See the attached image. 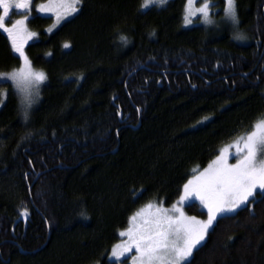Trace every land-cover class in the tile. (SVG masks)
I'll use <instances>...</instances> for the list:
<instances>
[{
	"label": "trees",
	"instance_id": "1",
	"mask_svg": "<svg viewBox=\"0 0 264 264\" xmlns=\"http://www.w3.org/2000/svg\"><path fill=\"white\" fill-rule=\"evenodd\" d=\"M217 1L215 22L192 26L188 0H83L59 25L22 18L44 79L26 94L0 76V264H130L108 255L138 209L176 204L264 120V0H234L232 20ZM17 42L0 34V74L18 68ZM184 264H264V190Z\"/></svg>",
	"mask_w": 264,
	"mask_h": 264
},
{
	"label": "snow or ice",
	"instance_id": "2",
	"mask_svg": "<svg viewBox=\"0 0 264 264\" xmlns=\"http://www.w3.org/2000/svg\"><path fill=\"white\" fill-rule=\"evenodd\" d=\"M151 2L163 3L165 0H151ZM193 3L194 0H188L189 15L199 12L203 13L205 18H207L209 5L202 0V7L193 9ZM227 4L228 14L234 19V0H227ZM0 6H2L3 12L0 15V29L12 34V29L4 27V21L9 17V9H28L29 2L28 0H19V2H15V0H0ZM38 10L42 12L48 11L43 6H40ZM188 22L190 23L191 21L189 20ZM24 23L25 21L23 20H17L13 23V28ZM13 43L15 44V39H13ZM64 46L69 47L67 44ZM15 51L23 56L19 46L15 47ZM24 60L25 69L10 75V78L16 81L17 86L21 87V91H25V85L44 79L42 73L31 71L27 57H24ZM2 75L4 74H0V76ZM22 103L30 107L31 101L25 98ZM241 143L243 147L239 146ZM232 146L236 147L234 155L237 157V163L231 166L226 164L225 153L228 152V148H224L221 156L217 158L218 161L225 162L224 166L215 175L210 176L205 185L190 189L193 184V181L190 180L184 186L185 195L177 202H182L190 195L199 196L208 208L207 221H197L196 223L200 225L197 230L184 222L185 218L180 208L173 207V211L179 213L175 219L167 216L168 210L157 209L158 212L164 213L163 218L156 216L151 220H145L139 238L134 240L135 247L140 252L141 264H165L166 256L169 254L173 256V261L168 262V264H181L182 261H185L191 255L193 248L204 239V233L212 225L213 220L216 218V213L234 211L239 204L248 201V198L253 195V189L256 187L264 190V159H261L259 163L256 162L257 151L264 155V120L257 122L253 131L246 136H241L235 142V145H230L229 147ZM241 153L243 155H240ZM196 179H199V177ZM204 191L211 192L212 197L206 199L205 196L201 195V192ZM213 200L216 201L215 204ZM147 207L152 208L153 205L149 204ZM140 215H142V212H138L131 219L135 221L136 217ZM191 220L195 221V218L193 217ZM128 234L131 235V232ZM170 234H174L178 240L182 241V245L177 246L175 242H169L168 236ZM121 235H125V233H121ZM127 250H130V248Z\"/></svg>",
	"mask_w": 264,
	"mask_h": 264
},
{
	"label": "rangeland",
	"instance_id": "3",
	"mask_svg": "<svg viewBox=\"0 0 264 264\" xmlns=\"http://www.w3.org/2000/svg\"><path fill=\"white\" fill-rule=\"evenodd\" d=\"M203 2L207 3L209 5L207 18H205L203 13H199V12H196L194 15H189V12H188L189 5L187 2L186 9H185V25L186 26H192V25L196 24L197 22H201V23H206V22L207 23H214L215 22L216 19H215V15L213 13L220 10V6L218 4V1L217 0H203ZM82 3H83V0H31L29 12L26 13L24 16H31V15L36 13V14H39L43 17H52L54 19L55 25H59L60 23L64 22L65 20L73 17L80 10ZM40 6H43L45 9H48V11H43V12L39 11L38 9L40 8ZM200 7H202V0H194L192 8L198 9ZM73 9H75V10H73ZM222 9H223V15H224L223 17L227 18L228 20H232V16H230L228 14L227 0L225 2L224 7H222ZM34 10L36 12H34ZM19 20H23V19L20 18ZM189 20L191 21L190 23L188 22ZM18 30L21 34V36H20L21 41H20L18 46L22 50L23 49L22 47L25 46L28 42L32 41L35 38L36 34L31 30L29 25H25V23L23 25H19ZM22 52H23V56H21L20 53L17 52L18 55L21 57L18 68L11 71V72H8V74L6 73L5 75H2V77H4V78H1V80L12 81L20 91H21V87L17 86L16 81L12 80L10 78V75L14 72L20 71L21 69H25L24 57H27L28 66L30 67L31 71L36 72V73H42V72H39L32 65L31 60L28 58V55L26 54L25 50H22ZM42 81L43 80H41L39 82H32L30 84L25 85L24 86L25 91H21V92L27 94L28 91H31L34 88L37 90L38 89L37 85L40 84ZM253 130H254V126L250 131H248L244 134H241L240 136H237V138H235L234 140L229 141L225 145H223L221 147L219 153L215 156V158L211 161V163L206 168H204L202 171H200L198 174H196L195 176H193L189 179V181L190 180L193 181V184L190 186V188H192L194 186V184H196L198 182L199 183L200 182H207L208 178L210 176L215 175L218 172V170H220L224 166L225 162L218 161V159H217L218 157L221 156V152L224 148H226V147L228 148V152L225 153L226 164H228V166L235 165L237 163V157L234 155V153L236 152V147L235 146L229 147V146L235 145V142L241 136H246L247 134H249ZM239 146L243 147V144L241 143ZM240 155H243V153H241ZM261 159H264V155H262L260 151H257L256 162L259 163V161ZM197 177H199V179H196ZM256 191L259 193V192H262V189H260L259 187H256L255 189H253V194ZM184 195H185V192H184L183 196ZM252 196H250L248 198L247 202H245L243 204H239L235 208L234 211L224 212V213H216V218L213 220L212 225H210L208 227L207 231L204 233V239L193 248L191 255L185 261H182L181 264H184L185 262H187L191 258L194 250L198 246H200L202 243H204V241L207 238L208 232L210 231V229L212 228V226L214 225V223L217 221L218 218H220L221 216L226 215V214L234 213L239 208L246 205L250 201ZM215 202L216 201H214L213 203L215 204ZM149 204L153 205V207L148 208L147 205H149ZM174 206L178 207L182 210L184 218H185L184 222L191 225V227L193 229H197V230L199 229L200 225L196 223L197 221L206 222L208 219V215H207L208 214V208L205 206L204 203L202 206V216L197 215V214H191L189 212L186 213L184 211V209L180 206V203H176L173 205H165L161 201H157L154 203L153 202L148 203L145 206L140 207L138 209V211L136 212V214L138 212H142V215L137 216L136 220L131 221L130 226L121 232V233H125V235H121V237H120L121 239L114 245V247L112 248V250L110 251V253L108 255L109 258L112 260H120V259H123L124 257H128L127 261L130 264H141L139 251L132 252V254L126 255V253H125L126 250L129 248H136L135 244H134V240H137L139 238V235H140V232L143 228L145 220H151L156 216H160L161 218H163L164 213L158 212L157 209L168 210L167 216H170L173 219H175L176 216L179 215V213H175L173 211ZM193 217L195 218V221L191 220V218H193ZM129 232H131V235L128 234ZM168 240H169V242H175L177 244V246L182 245V241L178 240L174 234H170L168 236ZM170 261H173V256L169 254L166 256L165 264H168V262H170Z\"/></svg>",
	"mask_w": 264,
	"mask_h": 264
},
{
	"label": "flooded vegetation",
	"instance_id": "4",
	"mask_svg": "<svg viewBox=\"0 0 264 264\" xmlns=\"http://www.w3.org/2000/svg\"><path fill=\"white\" fill-rule=\"evenodd\" d=\"M15 2H19V0H15ZM29 2V7L31 5V0H28ZM29 12V8L28 9H13V8H10L9 9V17H7L4 21V27L5 28H9V29H12V34H9L8 32L0 29V34H4L10 45L12 46V44L14 45L13 43V39L18 40L17 43H20L21 41V34L19 32V30H17L16 28H13V23L17 20H19L20 18H28L30 16H24L26 13ZM3 12H2V6H0V15H2ZM19 45V44H18ZM207 182H198L196 184H194V186L190 189H195L199 186H202V185H205ZM257 191L254 192L252 198H254L256 195H257ZM201 195L205 196L206 199H209L212 197V193L211 192H208V191H204V192H201ZM215 200H213L214 202ZM180 206L184 209V211L187 213V208L188 207H195L197 208L198 210H201L202 211V206H203V203L200 199L199 196H196V195H190L187 199L183 200L182 202H180ZM137 249L136 248H130V250H126V255H129V254H132V252H136Z\"/></svg>",
	"mask_w": 264,
	"mask_h": 264
},
{
	"label": "bare ground",
	"instance_id": "5",
	"mask_svg": "<svg viewBox=\"0 0 264 264\" xmlns=\"http://www.w3.org/2000/svg\"><path fill=\"white\" fill-rule=\"evenodd\" d=\"M33 43V42H32Z\"/></svg>",
	"mask_w": 264,
	"mask_h": 264
}]
</instances>
